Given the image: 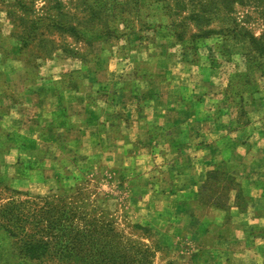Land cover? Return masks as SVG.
Returning a JSON list of instances; mask_svg holds the SVG:
<instances>
[{"label": "rangeland", "instance_id": "rangeland-1", "mask_svg": "<svg viewBox=\"0 0 264 264\" xmlns=\"http://www.w3.org/2000/svg\"><path fill=\"white\" fill-rule=\"evenodd\" d=\"M204 1L0 0V203L28 199L6 189L9 183L32 200L35 195L65 196L77 209L76 215L68 216L81 221L79 227V220L75 225L68 222V232L79 233L94 219L101 240L106 236L111 250L117 242L128 251L147 245L151 256L140 264H264L263 244L244 248L240 238L222 235L224 228L219 224L202 229L199 221L211 216L216 220L215 208L227 211L224 222L232 231L242 221L227 202H212V194L220 191L212 180L203 178V196L196 204L181 207V189L191 182L190 177L180 179L171 154L163 155V141L151 149L152 142L140 138L144 134L127 135V126L121 128L126 116L114 121L116 127L109 135L101 128L92 146L76 149L71 165L63 157L70 133L47 127L42 138L57 155L48 166L52 171L38 173L36 182L35 172L30 177L21 166L28 157L13 151L22 145L16 119L25 121V130H31L37 122L32 116L34 107L50 93L65 88L86 91L74 98L98 105L99 98L102 105L111 107L116 77L134 82L132 87L147 93L152 106H165L167 97L184 94L185 83L204 89L202 94L215 91L211 116L219 126L223 125L219 121H230L238 111L241 125L258 118L264 130V53L251 38L264 41V0ZM61 20L78 25L84 36L53 26ZM226 22L236 32L220 33L223 26L227 28ZM209 87L213 91L208 92ZM123 102L120 99L115 107L119 109ZM17 174L33 183L28 186L21 180L22 188H16ZM229 182V188L238 183L235 178ZM136 225L149 227L151 232ZM255 229L260 232L262 228L256 225ZM166 235L170 237L164 239ZM13 240L10 244L0 234V264L20 263L19 246ZM28 264L39 263L30 260Z\"/></svg>", "mask_w": 264, "mask_h": 264}, {"label": "crops", "instance_id": "crops-1", "mask_svg": "<svg viewBox=\"0 0 264 264\" xmlns=\"http://www.w3.org/2000/svg\"><path fill=\"white\" fill-rule=\"evenodd\" d=\"M116 74L122 75L117 72ZM119 78L116 77L113 93L110 92L113 100L111 107L102 105L99 98V105L89 102L88 99L78 100L74 97L84 95L86 91L65 88L58 94L53 91L34 107L32 116L37 122H33L31 130H25V121L16 119V124L20 128L19 137L27 146H25L26 150L20 151V147H16L13 151L16 150L26 157L30 148L31 151H35V147L44 151L41 159L34 160L31 166H25L30 177L31 173L35 172L36 182L38 173L48 175L52 171L48 166L56 160L57 153L52 152L50 143L42 138L47 127H53L57 133L60 131L70 133L69 141L63 144L64 147L68 144V152L64 153L63 157L71 165L75 163L72 155L76 149H83L86 145L92 146L94 140L100 136L101 128L104 129L105 136L109 135L116 127L114 121L119 122L118 117L123 115L126 117L121 120V128L127 126L125 131L127 135L131 137L136 131H138L137 137L139 134H144L140 138L152 142L151 149L159 147L157 141H163L166 146L163 155L169 157L171 154L172 165L175 166L174 168H179L180 179L190 177L191 182L181 189L183 192L181 207L186 208L197 203L199 196H203L202 183L203 178H206L212 180L217 189L220 188V191L212 194V202H227L230 210L235 209L242 220L238 221V226L232 231L224 222L227 220V211L215 208L213 213L216 220L211 216L199 221L203 230L219 224L224 228L222 235H229L227 238H240L244 248L264 245V130L261 121L257 118L241 125L237 111L231 115L230 121L223 119L219 121L223 124L219 126L211 116L215 110V106L211 103L215 91L210 87L208 92L213 91V94H202L204 89L185 83L187 85L182 87L184 94L179 93L178 97H170L169 100L167 97L165 106L159 103L152 106V99L146 97L147 93L137 92L132 87L134 82L130 83ZM130 79L128 76L126 80ZM184 89L186 90L183 91ZM91 90L88 89V92ZM95 94L99 95L98 89ZM159 94L162 95L164 92ZM120 99H124V102L122 107L117 109L115 105ZM176 99H179L176 102L177 107L171 110L176 104L172 100ZM77 105L81 107L76 109ZM152 108L155 109L154 119H151ZM121 110L123 112L120 114ZM107 118L110 121H107ZM75 132L80 134L76 135ZM187 159L189 163L186 162ZM79 170L82 171V167ZM230 178L238 181L231 188L227 186ZM21 180L26 181L28 186L33 183L29 178L17 174L16 188H22ZM241 203H246V208H241ZM259 213L262 215L258 216ZM217 216L223 217L218 219ZM256 225L262 228L260 232L256 231ZM238 232L242 234L240 237ZM5 239L11 244V239L8 237Z\"/></svg>", "mask_w": 264, "mask_h": 264}, {"label": "trees", "instance_id": "trees-1", "mask_svg": "<svg viewBox=\"0 0 264 264\" xmlns=\"http://www.w3.org/2000/svg\"><path fill=\"white\" fill-rule=\"evenodd\" d=\"M217 1L225 0L213 2ZM227 1L236 3L241 0ZM224 24L227 28L223 26L219 29L220 33L236 32L237 29L233 25L228 22ZM53 26L77 36H84V32L75 24L61 20L53 22ZM251 38L257 42L259 49L264 53V41L258 40L254 35H251ZM25 146L27 144L22 143L20 148L26 150ZM30 149L27 151V161L21 163L23 167L31 166L34 160L41 159L44 154V151L37 147H35V153ZM9 186L6 189L15 192L17 197L23 195L28 198H11L5 203H0V234L11 239V243H14L13 239L16 240L21 253L19 264H28L30 260L39 264H44V261H49L50 264H140L151 256L147 245H142L135 251H128L126 245L117 242L114 250L109 249L106 246L108 240H105L106 236L101 240L103 236L101 231H98L97 221L94 219H90L89 228L74 234L68 232L66 224L70 225L68 222L73 221L72 225H75V221L79 219L75 220L72 216H68L69 213L76 215L77 209H73V206L65 201V196L35 195V200H32L30 194L13 189L10 183ZM60 191L65 189L61 188ZM56 202L59 204L57 205ZM76 225L81 226V221L79 220ZM136 228L143 229L147 233L151 232L149 227L136 225ZM164 237L167 239L170 236ZM100 243L102 245L99 246Z\"/></svg>", "mask_w": 264, "mask_h": 264}]
</instances>
